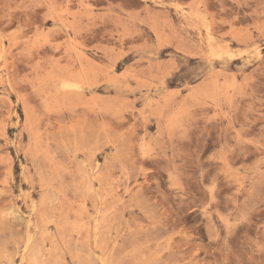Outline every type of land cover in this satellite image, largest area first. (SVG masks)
Masks as SVG:
<instances>
[{"label":"rangeland","instance_id":"374dc122","mask_svg":"<svg viewBox=\"0 0 264 264\" xmlns=\"http://www.w3.org/2000/svg\"><path fill=\"white\" fill-rule=\"evenodd\" d=\"M0 264H264V0H0Z\"/></svg>","mask_w":264,"mask_h":264}]
</instances>
